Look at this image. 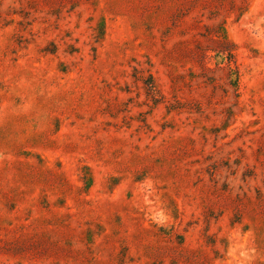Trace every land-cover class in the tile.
Listing matches in <instances>:
<instances>
[{"label":"rangeland","instance_id":"obj_1","mask_svg":"<svg viewBox=\"0 0 264 264\" xmlns=\"http://www.w3.org/2000/svg\"><path fill=\"white\" fill-rule=\"evenodd\" d=\"M0 264H264V0H0Z\"/></svg>","mask_w":264,"mask_h":264}]
</instances>
